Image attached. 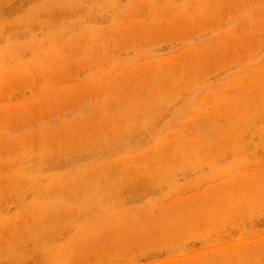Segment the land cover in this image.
I'll return each mask as SVG.
<instances>
[{
  "label": "rangeland",
  "instance_id": "obj_1",
  "mask_svg": "<svg viewBox=\"0 0 264 264\" xmlns=\"http://www.w3.org/2000/svg\"><path fill=\"white\" fill-rule=\"evenodd\" d=\"M0 264H264V0H0Z\"/></svg>",
  "mask_w": 264,
  "mask_h": 264
}]
</instances>
